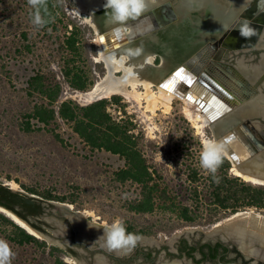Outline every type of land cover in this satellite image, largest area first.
<instances>
[{
  "label": "rangeland",
  "instance_id": "rangeland-1",
  "mask_svg": "<svg viewBox=\"0 0 264 264\" xmlns=\"http://www.w3.org/2000/svg\"><path fill=\"white\" fill-rule=\"evenodd\" d=\"M53 1L58 17L57 26L46 28L32 23L34 9L29 0H0V185L16 193L34 195L43 200L46 199L30 190L51 191L58 196H65L68 201L62 203L70 204L74 211L83 213L91 222L107 227L114 220L121 219L127 228L142 232L139 234L141 240L159 245L168 244L171 249L178 238L184 235L190 238L227 235L223 226L230 221L232 215L216 212L214 207H201L197 212L199 216L193 223L182 220L175 212L159 208L146 214L132 211L130 203L137 197L138 191L135 185L121 183L115 176L124 166V161L105 151H92L73 132L71 123L58 118L51 125L61 134L65 145L47 131L28 133L21 129L22 122L34 110V105L46 102L42 95L30 87L31 78L38 74L45 75L50 80L55 78L60 84V97L55 104L57 109L64 101L72 100L86 106L99 98H110L117 94L88 99L86 93L96 88L109 73L101 57L104 50L97 29L92 24L93 17L89 8L80 9L77 0ZM72 28L79 30L77 46L80 57L76 64L84 66L95 83L85 92L73 89L64 75L69 55L62 44ZM160 62L161 57L153 58L154 65L158 66ZM115 75L121 77L123 73L116 72ZM174 80L176 81L164 82L172 87L170 108L162 105V101L166 99L160 90L162 84L151 86L152 94L147 93L145 85L139 84L135 90L129 88L132 93L128 96L117 94L122 96L121 103L109 105L108 109L115 117L133 121L140 138V148L163 176L165 186L169 187L172 194H180L183 204L196 211V204L185 193L188 166L203 169L199 162L200 152L205 141L215 139V134L210 120L206 122L205 119H197L201 113L208 120L201 109L196 110L198 104L178 92L181 78L176 76ZM155 98L157 105L151 106ZM231 164L230 174L240 177L233 170L232 161ZM247 182L254 186H264ZM69 200H74V203ZM16 208L18 212L26 213L22 206L18 205ZM45 209L47 217H42L45 213L38 217H28L38 226H43L49 217H53L52 211ZM245 211L264 216V212L257 209ZM0 212L2 213L1 210ZM58 220L65 222L64 218ZM218 225L220 226L217 227ZM46 230L50 231L48 228ZM12 231V227L2 226L0 239L8 241ZM38 238L46 241V248L35 244L19 246L8 241L15 253L11 264H57L58 257L65 264H72L73 260L77 264L76 259L82 260L56 241L51 242L42 236ZM52 246L63 251L51 254ZM78 248L81 249L79 246ZM254 248L261 249V246L256 244ZM131 254L133 251L128 255H121ZM105 257L108 258L106 255ZM183 260L166 259L169 264H181ZM182 263L190 264L187 261Z\"/></svg>",
  "mask_w": 264,
  "mask_h": 264
},
{
  "label": "flooded vegetation",
  "instance_id": "flooded-vegetation-1",
  "mask_svg": "<svg viewBox=\"0 0 264 264\" xmlns=\"http://www.w3.org/2000/svg\"><path fill=\"white\" fill-rule=\"evenodd\" d=\"M156 1L157 4L154 3V6L150 4L145 15H153L152 22L158 28L160 22L164 24L167 20L165 18L169 15L165 13L166 10H162L161 13L159 12L161 18L158 19L157 16H154L153 11L167 3L174 5L178 0ZM248 1L238 13L240 21L233 28V31L227 35L223 34L213 44H203L201 47H196L192 53L190 51L191 44H186L184 49L186 56L183 59L186 72L185 78L180 80L178 92H188L192 89L197 91L199 96L205 94L212 107H215V111L218 110L219 113L223 114L219 118L229 115V120H223L224 124L221 121L220 129L218 127V115L217 121H210V124H215L217 129L215 139L218 140L219 129V135H222L219 136V139L227 141L231 137V142L227 146L228 149L240 159L250 157L247 158L251 162L255 157L258 159L264 156V0ZM102 4H105V0H98L96 6L89 9L92 16L97 17L101 13L98 8ZM185 5L187 6V4ZM175 6L177 8L176 4ZM151 7L153 8L151 9ZM200 14H202L200 9L188 8V6L184 9L183 15L186 21L184 29L187 32H191V29L192 32L203 30L204 18H201ZM241 18L250 21L251 26L256 30L255 35L244 38L239 34L237 29L241 23ZM128 24L135 30L137 22L129 21ZM167 25L170 24H166V27ZM133 39L136 40L137 35ZM133 41H127L126 43H130L129 45L123 44L121 46L128 45L130 47V45H134ZM121 46H118L117 49ZM186 76L190 79H188L189 81H187ZM193 84L194 86H192ZM203 100L206 101V98ZM252 102L258 106L254 113L248 109ZM262 162L264 163V159ZM11 194H15V196ZM19 195L21 194L0 185V203L9 208L22 206L21 201L24 200L19 199ZM31 206L40 207L39 213L31 216L38 217L45 213V208L41 204L35 203ZM24 216H30L28 211ZM224 236L218 234L217 236L203 235L200 238H190L184 235L178 238L172 247L173 249L168 244L159 245V243H147L140 240L133 250V254L123 257L116 251H98L105 253L108 257V264H169L166 261L169 258L172 260L184 259V263L187 261L190 264H264V256L255 253L256 249L253 252L244 249L235 239L227 235ZM72 239L75 247L79 246L86 252H90L89 255H85V258L90 263H94L97 259L96 248L103 244L97 242L94 244L96 248H89V244L86 242L77 244L74 241V233ZM185 244L187 248H184ZM74 246L69 247L70 252L81 258L79 250L75 249ZM262 250L259 249L263 252L264 250ZM182 262L181 264H183Z\"/></svg>",
  "mask_w": 264,
  "mask_h": 264
},
{
  "label": "trees",
  "instance_id": "trees-1",
  "mask_svg": "<svg viewBox=\"0 0 264 264\" xmlns=\"http://www.w3.org/2000/svg\"><path fill=\"white\" fill-rule=\"evenodd\" d=\"M45 3L46 11L42 10V15L49 20V23L43 26L55 28L58 17L54 10V1L45 0ZM78 31L77 28L68 31L62 44V48L69 55L65 62L67 68L64 75L73 89L85 92L95 83L84 66L76 64L77 58L80 57V49L77 46ZM30 87L42 95L46 102L34 105V110L27 114L22 122L21 129L28 133L47 131L52 133L58 142L65 145L66 142L61 134L51 127L60 118L71 123L73 132L92 151H105L120 157L124 161V166L115 173L117 181L135 185L138 191L137 197L130 203L132 211L146 214L159 208L177 213L182 220L188 223L197 220L199 216L197 212L203 206L214 207L216 212H224L228 215L252 208L264 212V186H254L240 177L231 175L232 164L226 156L215 173V176L219 178L218 183L214 181L213 175L208 170L188 166V185L185 188V193L190 195L189 199L194 201L198 209L195 211L183 204L182 196L171 193L169 187L164 184L163 176L144 155L133 121L115 117L109 111V105L120 104L122 96L112 95L110 98L99 99L86 106L69 100L60 103L57 109L55 104L60 97L61 86L55 78L50 80L45 75L38 74L31 78ZM115 110L119 111L117 108ZM122 111L121 108V114ZM30 191L46 200L68 201L67 197L58 196L51 191L32 189ZM11 195L15 196V194ZM70 203H74V200H71ZM21 205L30 215H36L40 211V207H33L24 201H21ZM2 226L13 228L12 234L8 236L10 243L19 246L35 244L42 248L47 247L46 241L30 234L25 228L0 212V228ZM127 230L142 234L132 228H127ZM184 248H187L186 244ZM62 251L56 246L51 247V254ZM56 263L65 264L60 257L57 258Z\"/></svg>",
  "mask_w": 264,
  "mask_h": 264
},
{
  "label": "water",
  "instance_id": "water-1",
  "mask_svg": "<svg viewBox=\"0 0 264 264\" xmlns=\"http://www.w3.org/2000/svg\"><path fill=\"white\" fill-rule=\"evenodd\" d=\"M215 3H218V9L215 10L210 9L206 10L203 12L201 9V17L204 18V24H203V30L202 31H193L191 29V32H187L185 30V18H184V9L187 7L185 4L188 2V0H178L177 3V8L172 3H167L165 6H162L158 9H155L153 11L154 16H157L158 19L161 18L159 15V12L161 13L162 10H166V14L169 16L166 17L165 19L166 22L163 24V22H160L158 25L159 27L157 28L154 26V31L150 34H147L145 36H139L137 35V41H142L146 40L147 38L154 37L155 43L154 45H160L163 44L167 47V50L165 48L164 51V46L162 47L155 46L153 45L152 47L154 48L153 50L162 55L164 53H168V55H171L173 59V63L171 67L169 68V73L167 74V81H169L172 75H177V73H181V75L184 77L185 76V63H184V49L186 44H191L190 51L191 53L195 51L196 47H201L203 44H213L215 41H217L223 34L227 35L229 32L233 31V28L238 24L240 21V17H238V13L242 9L243 5L246 4L248 0H226V1H221V0H214ZM161 2V1H160ZM157 4V3H156ZM151 6H154L151 4ZM211 7V6H210ZM153 7H151L152 9ZM195 8V7H194ZM233 8V10L231 9ZM100 12L98 16H106V9L104 8V5L102 4L99 6ZM198 9L199 8H195ZM227 10H230L229 13ZM177 13H176V12ZM200 13V12H199ZM95 16V15H93ZM97 16V20L99 21ZM149 16V14H148ZM151 19L152 16L151 15ZM149 16V17H150ZM153 20V19H152ZM100 22V21H99ZM166 24H170L169 26ZM154 25V24H153ZM99 28V27H98ZM113 29V25L110 23L106 25V27L99 28L97 30L99 37L101 39L102 45H104V52L107 53L109 51H113L114 44L110 42L109 38V33L108 31ZM108 30V31H107ZM134 30V29H133ZM135 40L132 38V41ZM136 41V42H137ZM111 44V45H110ZM160 47V49H158ZM170 50V52H168ZM162 60V59H161ZM154 64V63H153ZM161 64V62H160ZM159 64V65H160ZM156 66V65H155ZM180 75V76H181ZM169 76V77H168ZM185 78V77H184ZM165 79V80H166ZM166 81V82H167ZM176 81V80H173ZM178 82V81H177ZM180 83V81H179ZM182 96L185 98H188L191 102H194L195 104H198L202 108V110L208 114L209 111H214L212 110V104L210 103L209 99L207 98V95L205 94H200L199 97H201L200 100L192 98L190 95H186V92L181 93ZM186 95V96H185ZM206 98V101L203 100ZM213 112V113H214ZM212 115V113H210ZM222 113H218V127H221V121L223 120H229V115L223 116L222 118H219ZM211 118V117H210ZM217 118V115H216ZM216 118L212 120V122L217 121ZM211 120V119H210ZM224 124V121L222 122ZM230 124V123H228ZM212 129L214 131L215 136L217 135V129L216 126L213 127L212 123ZM232 136V135H231ZM231 138V137H229ZM218 140L219 139V129H218ZM232 162L236 163L238 166L243 168V166H247L250 161L248 158L245 159H240V157L236 156L231 150H227V153L225 154ZM263 172V171H262ZM19 199L24 200L26 204H41L44 206V208H47L48 210H51L53 213V217H49L47 220V223L43 226H38L36 223L32 221L30 217H25L22 213H19L16 207L9 208L7 205L0 203V207L6 208L12 210L15 212L16 216H18L20 219L24 220L30 228L35 230L36 232H39L43 238L53 242L56 241L58 244L63 246L66 250H69V247L74 246L73 244V239L72 235L74 233V241L77 244H80L82 242H86L89 245V248H96L94 244L97 242L100 244H103V239L97 240V238L102 235L103 233V228L104 226L96 223V222H91L87 217L84 216L83 213L74 211L73 207L70 204L67 203H62V202H56V201H50V200H43L37 196L34 195H29V194H21L18 196ZM43 201V202H41ZM46 210V209H45ZM11 211V212H12ZM12 212V213H13ZM42 217H47V213H45L44 216ZM58 218H64L65 222L62 220H58ZM45 221V220H44ZM95 225V226H92ZM46 228H48L50 231H47ZM27 232H29L27 230ZM30 234L34 235L33 233L29 232ZM37 237V236H36ZM95 242V243H94ZM77 250H79V254L82 258L76 259L77 264H104L107 263V259L105 257V253H100L98 250H103L104 252H107V248L104 247L103 245H99V247L96 248V256L97 259L94 261V263H90L89 261L86 260L85 258V253L87 255L90 254V252H86L83 248L79 249L78 246H76ZM108 264V263H107Z\"/></svg>",
  "mask_w": 264,
  "mask_h": 264
},
{
  "label": "bare ground",
  "instance_id": "bare-ground-1",
  "mask_svg": "<svg viewBox=\"0 0 264 264\" xmlns=\"http://www.w3.org/2000/svg\"><path fill=\"white\" fill-rule=\"evenodd\" d=\"M77 1H78V4H79L81 10H86V8L93 9L98 2V0H77ZM187 6H188V8H194L195 7V8H199L200 10L202 9L203 12L206 10V8H207V10H210L213 8L215 10L218 9V3H215L214 0H188ZM231 9L233 10V8H231ZM227 11L229 13L230 10H227ZM98 19L100 22L97 20V17H95V16L92 19V24L95 25V28L97 30L99 28L106 27V25L109 24V19L107 16H98ZM133 26H135V25H133ZM108 33L110 34L109 35L110 42H112V44H114L115 47H113V49H115V50H113L111 52L109 51L108 53H104V54H103V52H104L103 51L101 53L102 54L101 57L103 58L109 73L107 74L104 81L99 83L96 86V88H94L92 91L86 93V96L88 97V99L94 100L95 98L101 97L105 94L107 96H109V94H116V93L120 94L122 96H128L129 94L132 93L129 91V88L132 87L133 90H135L136 86L139 84L145 85L147 93L152 94V91L150 92L151 86H153L154 84L160 86L162 84V86H161L162 89H160V90H161L163 95L165 94V98H166L164 101H162V103H163L162 105H165L167 108H170L171 98L173 96L172 95V87H171V85L164 84V82L167 81V79H166L167 74L169 73V68L171 67V65L173 63L174 58H172L171 55H168L167 51H166V53H164L162 55L156 53L153 50L154 48L152 47L155 43V39H153L154 37H150V38H147L146 40H142V41L135 40V41H133L134 45H130V47H132V48H135V47L140 46V45L143 46L144 53L141 55V57L132 58L130 61H126L123 65L116 62V61H110L108 59V55L110 53H123L126 50V48L129 47L128 45L130 43H126L127 41L129 42V39H127V38H125L123 40L116 39L115 36L112 34V30H110V29H109ZM99 40H100V43L102 44L101 39H99ZM123 44H128V45H124L122 47L121 45H123ZM160 45L162 47L164 46L163 47L164 51H165V48L167 50V47L165 45H163V44H160ZM160 45L156 44V46L155 45L154 46H155V48H157V46H160ZM118 46H121V47L117 49ZM104 47L105 46L102 45L103 49H104ZM158 49H160V47H158ZM168 52H170V50H168ZM155 56H160L162 59L161 64L158 66H155L153 64V58ZM129 66L133 67V70L136 73V75L134 77H126V72H127V69ZM116 72H122L123 75L121 77H117L115 75ZM176 76L177 75H172L170 78L175 79ZM177 77L183 79L182 75L177 76ZM174 79H170V81H173ZM186 79H187V81L190 80L187 77H186ZM167 83H168V81H167ZM174 84H176V83H174ZM166 86H168V87H166ZM192 86H194V84ZM169 92H171V93H169ZM197 93H198L197 91H193L192 89H190L188 92H186V95L188 94L192 98L200 100V99H198L199 96H197ZM99 99H101V98H99ZM161 100H163V99H161ZM156 105H157V103H156V98H155L154 104H152L151 106H156ZM214 108L215 107H212L211 109L215 110ZM257 108H258V106L256 105V103L252 102L248 109L250 110V112L254 113V112H256ZM200 109L202 110V108L197 105L196 110L199 111ZM201 112H204V111L202 110ZM219 112L220 111H218V110H216V112H214V113H213V111H211V112L209 111L208 114H206L204 112V114H206L208 116L207 117L208 120H206V118L204 116H202L201 113H199L197 119H203V120L205 119L206 122L209 121L210 119L214 120L216 118V115H218ZM210 113H212V115ZM214 126H215V124H213V127ZM219 136H222V135H219ZM263 157L264 156H261L258 159L255 157L256 160L255 159L252 160L247 166H245V167L243 166V168L240 167L241 165L238 166L236 163L233 162V164H234L233 170L235 171V173L238 176L243 177L247 181H250V182L255 183V184H264V163L262 162L264 159ZM248 158H250V157H248ZM0 210L2 211V213L6 214L9 218H11L14 222H16L18 225L22 226L23 228H25L29 232L35 234V236H37V237L42 236L39 232H36L32 228H30L24 220L20 219L18 216H16L11 211L3 209L2 207H0ZM219 226L220 225H218L217 227H219ZM223 227H224L223 230L227 233V235L229 237L235 239L243 248L249 249L252 252L256 249L255 253L261 254L262 256H264V251H263L264 250V216H262L260 214H256L254 212H250V211L238 212V213L232 215L230 221L227 222ZM256 244L261 246V249H263L262 250L263 252L259 251V248H254V245H256ZM72 264H74V260H73Z\"/></svg>",
  "mask_w": 264,
  "mask_h": 264
},
{
  "label": "clouds",
  "instance_id": "clouds-1",
  "mask_svg": "<svg viewBox=\"0 0 264 264\" xmlns=\"http://www.w3.org/2000/svg\"><path fill=\"white\" fill-rule=\"evenodd\" d=\"M34 11L32 13V23L36 26H43L49 23V20L42 15V10L46 11L45 0H29ZM156 3V0H105L104 8L109 23L113 25L112 34L118 40L125 38L131 41L136 35L145 36L154 31V25L151 17L145 15L150 4ZM137 22L135 30L130 27L128 22ZM244 38H250L256 34V30L251 26L248 19L241 18V23L237 29ZM144 53L142 45L135 48L128 47L123 53H110L108 59L124 64L132 58L141 57ZM136 75L133 67L129 66L126 77ZM229 140L208 139L205 141L200 153V165L213 175L215 182L219 178L215 176L217 169L223 163L225 154L228 150ZM95 226V225H92ZM103 239V246L108 251H116L122 255L130 254L137 246L141 236L134 232H129L125 222L121 219L114 220L110 225L103 228V233L97 240ZM95 243V242H94ZM15 256L7 240L0 239V264H11V259Z\"/></svg>",
  "mask_w": 264,
  "mask_h": 264
},
{
  "label": "snow or ice",
  "instance_id": "snow-or-ice-1",
  "mask_svg": "<svg viewBox=\"0 0 264 264\" xmlns=\"http://www.w3.org/2000/svg\"><path fill=\"white\" fill-rule=\"evenodd\" d=\"M181 75V73H177V76H180ZM166 87H168V86H166Z\"/></svg>",
  "mask_w": 264,
  "mask_h": 264
}]
</instances>
